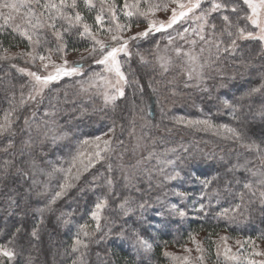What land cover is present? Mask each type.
<instances>
[{"label": "trees", "instance_id": "trees-1", "mask_svg": "<svg viewBox=\"0 0 264 264\" xmlns=\"http://www.w3.org/2000/svg\"><path fill=\"white\" fill-rule=\"evenodd\" d=\"M123 1L114 0L118 7L123 5ZM80 10L86 22L95 25V12L84 9L82 0ZM66 39L70 49L90 46L89 40L81 38L75 30ZM242 42L238 54L232 56L224 53L220 61L214 60L218 70L222 71L218 76L211 75L204 81L203 88L208 91H201L202 87L195 85L181 86L179 82L182 75L178 71L182 64L178 65L176 61L170 66V69L174 66L176 70L163 75L156 61H151L153 73H160L155 75V79L147 81L145 67L131 59L127 60L131 66L128 70L134 75H130L129 79H138L139 86L126 87V96L118 99L115 107L109 105L105 108L102 98L99 100L95 96L84 95L80 84L76 85V80L67 76L51 86L52 90L48 92L43 105L31 104L25 107L17 130L23 127L24 116H30L32 111L36 112V122L39 123L51 101L58 102L56 121L69 136L55 144L48 140L32 149L33 155L43 156V173L37 172L28 179L10 175L6 181L0 182V245L10 247L17 253L13 261L0 258L3 264H29V261L31 264H73L79 255L71 251L73 239L80 225L87 224L90 232L95 230L96 222L91 219L90 212L98 198L108 194L109 176L113 180L112 194L108 197V205L101 211V230L91 238H85L89 247L84 256V264H165L168 257L164 255L165 246L186 243L191 237L199 235H203L205 250L214 258L217 256L216 241L219 233L224 230L230 235L264 240V208L258 201L251 204L247 211L242 209L243 214L229 211L226 216L220 215L224 209L240 203L239 197L235 195L240 190L236 181L249 176L244 169L235 173H228L227 169L237 163L243 164L246 159H254V154L228 139V133L223 130L217 134L215 128L204 129L203 126L191 127L176 122L179 118L185 121L209 119L213 125H228L245 133L249 140L258 143L264 140V118L260 115L264 110V95L256 94L251 98L245 96L250 88L259 87L262 82L264 53L258 42ZM51 43L55 45L53 39ZM0 45L3 46L0 50L18 47L26 49L27 41L7 29L0 31ZM10 65L11 61H0V117L9 108L11 93L15 92L18 101L19 86L29 84V80ZM171 77L177 82L173 87L175 92H169L167 86L172 81ZM153 88L156 95H160V108L155 104L157 100ZM28 91L26 86L25 95ZM151 92L152 95L149 94ZM220 92L224 98L240 106L236 113L237 119L233 118L230 109H224L219 104L217 96ZM141 94L148 96L145 104L139 97ZM151 100L154 103L150 104ZM190 102L196 103L200 109L189 108ZM178 104V115L173 116L169 111L177 108ZM141 107L144 109L143 114L140 113ZM133 119L136 134L142 136L143 141L142 150L138 152L134 138L129 136ZM113 121L118 125L116 140L123 141V145L114 142L111 157L82 172L79 180L72 181L74 186L52 206L53 211H45L41 215L37 210L48 204L64 181L65 174L52 172V168L67 169L80 147L78 142L107 133ZM33 126L36 127V123ZM35 129L32 132L34 138L37 136ZM26 138V135H17L15 138L17 153L21 141ZM121 153H124L123 159ZM149 153L153 154L150 158ZM5 158L9 157L0 152V162ZM25 159H28L27 155ZM168 160L174 161V164H163ZM137 161H140L139 165ZM87 162L84 160L85 164ZM109 163L113 166L111 173L108 172ZM124 164L131 166V170L127 171L126 167L124 170ZM176 171L180 172L177 179H166ZM50 172L51 176L47 175ZM75 172L76 169H73V174ZM124 172L133 175L131 184L124 180ZM216 176L219 180L214 181L206 190L202 181ZM33 180L37 182L33 184ZM226 180L231 181L234 189L232 194L224 190ZM217 189L219 195L202 196V193H211ZM9 196L19 206H10ZM125 198L129 200L127 207L132 209L127 215L119 207ZM201 203L205 208L197 211ZM140 204H145V207L141 209ZM173 204L185 212L183 217L173 212ZM62 213L65 215L61 219ZM65 219L70 222L64 223ZM157 222L159 226L155 224ZM155 225L157 233L154 232L152 237L150 226ZM17 227L21 231L14 237ZM34 228H38V239L31 236ZM133 230L143 237L151 238L153 247L150 252H144L134 243Z\"/></svg>", "mask_w": 264, "mask_h": 264}, {"label": "snow or ice", "instance_id": "snow-or-ice-1", "mask_svg": "<svg viewBox=\"0 0 264 264\" xmlns=\"http://www.w3.org/2000/svg\"><path fill=\"white\" fill-rule=\"evenodd\" d=\"M81 0H0V31L11 29V32L27 41V47L18 53H10L9 49L3 48L0 53V61H14L17 58H24L26 63H35L38 59L40 61V68L48 74L43 75L40 71H30L27 68L18 67L15 63L10 66L16 68L22 74H26L31 78L28 85H20V98L17 101L15 92L11 93L9 97V108L4 111L3 116L0 117V152L6 157L0 162V182H4L10 175L19 176L24 179L34 177L37 172L43 173L44 169L41 164L45 163L43 156H35L32 149L37 144H43L51 140L53 144L68 137L69 133L63 131L57 124L56 116L58 114V102H49V108L43 113V119L36 122V112L32 111L30 116H24L23 127L17 130V125L20 121L22 110L31 104L43 105L44 92L49 86L63 77H72L83 75L84 63L69 61L65 58L68 54V43L66 36L72 33L73 30L81 38H86L91 41L88 48L84 49L87 55H81V61H86L88 58L96 65H102L101 72H92L88 80L81 82V91L86 92L91 88L98 90L103 87L105 91L98 92L102 95L104 107L109 105L115 107L116 101L126 96L125 89L131 85L139 86L138 79H129L133 73L124 70V64L127 60H131L134 53L132 51V42L148 38L153 33H166L167 29L172 28L181 20L192 19L197 22V27L184 28L183 32H178L177 36L185 40L192 47L185 50L181 46H176L174 52L177 57L181 58L183 63L181 65V72L187 77V81H196L195 86L199 87L205 80V68L211 67L214 61L204 59L203 53L208 50L211 52L212 48L216 50V60L220 59L221 54H234L240 47L242 41H258L262 46V53H264V0H209L210 7H202V0H159V2H152V0H125L124 5L119 11L123 13L126 18L125 22L121 23L118 16L117 5L114 0H82L84 9L89 12H95L94 21L95 28L92 24L86 22L85 16L80 10ZM170 5H175L171 7ZM177 8L179 11H177ZM6 10V11H5ZM171 11V16L165 21L155 19L157 11ZM143 18L147 22V27L143 31L136 32L131 35L133 24L139 25V19ZM218 17L219 24L214 22ZM137 18V19H133ZM59 24V26H58ZM54 38L55 47L51 46L48 39V34ZM107 33V39H101L103 34ZM189 35H195L198 40L203 42L199 52H195L194 48L197 40L188 39ZM225 37L227 39H225ZM168 44L173 45L175 37L167 36ZM3 46L0 45V48ZM44 49V54L39 49ZM159 48V42H157ZM72 51H79V49H72ZM53 55L59 56L62 63H56L53 60ZM135 55L140 56L141 63H147L144 56L139 52ZM121 57H126L127 60L122 61ZM158 66L161 69V75L167 73L172 64V60L167 56H157ZM54 71H49V67ZM107 74V75H106ZM7 75V73L5 74ZM187 81L185 86H189ZM261 84L259 87H252L245 94L247 98H251L256 94L264 95V72L261 73ZM87 85V87H85ZM29 88L27 95L24 93L25 87ZM142 91V88L140 89ZM208 91L207 88L203 89ZM219 104L224 109H230L231 115L237 119L236 113L240 110V106L233 103L227 98H218ZM144 109L140 108V113L143 114ZM264 118V110L260 112ZM141 115V119H143ZM177 123H184L187 126L199 127L204 129L215 128L217 134L223 130L228 133L227 138L233 140L240 147L247 152L254 154V159H246L243 164L237 163L227 169L228 173H235L239 169H244L249 176L236 181V186L240 188L235 195L239 197L240 203L234 205L230 209H224L220 215L226 216L229 211L233 213H242L248 210V207L259 202L264 208V140L259 143L255 140L246 138L245 133L231 128L228 125H213L211 120H183L179 118ZM33 123H36L37 136L32 135ZM132 127L129 130V136L137 139L139 147V140L142 137L136 136L135 120L131 121ZM116 121H113L112 127L104 136H96L93 138H85L79 141V148L67 169L63 167H53L52 172H63L64 181L59 185V190L55 192L54 196L49 200L44 208L37 211L41 215L45 211H53V205L56 201L62 198L68 189L74 185L73 180H79L82 172L94 167L97 162L108 160L114 152V142L123 145V141L116 140ZM122 128V125L120 126ZM17 135H26L27 138L21 141L19 152L15 151V138ZM6 141V142H5ZM85 146H91L93 151L81 150ZM26 150H28L26 152ZM127 148H125V152ZM28 157L26 160L25 157ZM124 153H121L123 159ZM149 153V158L152 156ZM87 158V164L84 163L83 158ZM257 161L259 162L257 164ZM167 164H174V161L168 160ZM27 164V167H25ZM140 161H137V165ZM79 165V166H78ZM134 167V166H133ZM73 169L76 172L73 174ZM14 170V171H13ZM113 171L111 163L108 164V172ZM51 172L47 175L51 176ZM180 176V172L176 171L173 175L166 177L168 180H175ZM124 180L131 184L133 175L128 172L123 173ZM95 179V178H94ZM219 180V177H212L202 181L204 188L207 190L214 183ZM37 181L33 180V184ZM109 186L108 194L98 198L94 204L93 210L90 212L91 219L96 222L94 231H88V225L83 224L79 226V231L73 239L71 251L79 253L73 264H84V256L89 247L88 240L96 232L101 230L100 220L101 211L108 205V197L112 194L113 180L109 176L107 179ZM225 191L232 194L234 189L231 181H225ZM183 195V194H181ZM203 195H219V190H214L211 193L205 192ZM8 201L10 206H19L17 201L9 196ZM128 198H125L123 203L119 205L124 210L125 215L132 209L128 208ZM139 207L143 209L145 204H140ZM173 212H178L181 217L185 212L178 209L175 204L172 206ZM205 205L200 204L197 211H203ZM65 214H61V219ZM70 221L65 219L64 223ZM20 227H17L13 236L19 234ZM135 238L134 243L139 246L144 252H150L153 245L148 242L139 232L133 230L132 233ZM33 238H39L38 228H34L31 232ZM225 239V238H221ZM239 243V241L237 242ZM85 250V251H82ZM186 251H190L186 249ZM197 251H203L197 245ZM227 249L225 254L227 255ZM255 255L264 256V252H255ZM16 251L10 247L0 245V258H7L8 261H13L16 258ZM165 256H171V253L165 252ZM229 259H237L235 256L228 257ZM173 259H179L173 257ZM185 262L188 257L183 258ZM202 262L203 256L198 257ZM0 264L3 261L0 260ZM31 264V261H29ZM249 264H257L256 261H249ZM264 264V261L259 262Z\"/></svg>", "mask_w": 264, "mask_h": 264}, {"label": "rangeland", "instance_id": "rangeland-1", "mask_svg": "<svg viewBox=\"0 0 264 264\" xmlns=\"http://www.w3.org/2000/svg\"><path fill=\"white\" fill-rule=\"evenodd\" d=\"M125 0L123 1V5H124ZM132 0H129V3H131ZM152 2H159V0H152ZM184 2H187V0H184ZM123 5L121 7L117 6L118 9V16H119V20L121 23L125 22L126 18L123 16V13L121 11H119V9H121L123 7ZM171 7H175V5H170V9ZM202 7L204 8H208L210 7V3L209 0H202ZM6 11V10H5ZM177 11H179V9L177 8ZM171 16V11H157L155 13V19L157 20H161V21H167L169 19V17ZM134 20L137 18H133ZM139 19V25L137 26V24H133L132 27V31L131 33H127V35H131L134 34L136 32L139 31H143L146 27H147V22L141 17L138 18ZM218 17L215 19L214 22L218 23ZM1 22H3L1 20ZM59 26V24H58ZM95 28V25H93ZM197 27V22H195L192 19H187V20H181L179 21L177 24H174L172 26V28L167 29L166 33H153L152 35H150L148 38L145 39H141L138 41H134L132 42V51L134 53L133 57L131 58L132 60H137L139 62V64L143 65L145 67L146 73H147V81H151L152 79H155V75L157 76L158 74L153 73L154 69H151V65L153 64L151 61H156L157 65V56H167L170 57L172 60V64L176 62H178V65H181L183 63L182 59L177 57L175 52H174V48L176 46H181L183 47L185 50H188L190 47H192L189 43H186L185 40L180 39L177 36L178 32H183L184 28H189L190 30L192 28ZM171 35L172 37H175V41L173 45H169L168 44V39L167 36ZM107 33L103 34L101 36V39H107ZM48 39L51 40L50 42H52V39L54 40V38L51 36V34H48ZM188 39L190 40H197V44L195 45V52H199L200 47L204 46L203 42L198 40V37H196L195 35H189ZM157 42H159V48H157ZM258 42V41H256ZM88 43L91 44V41L89 40ZM241 43V42H239ZM242 43H245L244 41ZM259 43V42H258ZM260 44V43H259ZM52 47H55V45H53L51 43ZM206 47V46H204ZM88 48V47H86ZM86 48H82L79 49V51H72V49L68 48V54L65 57L68 61L69 64H72L73 62H81V55H87L86 53H84V49ZM21 50H24V48L22 47H18L16 49L13 50H9L10 53H18ZM1 52H3V49L0 50ZM40 52L44 53V49L41 48L39 49ZM139 52L141 55L144 56L145 60L148 63H141L140 61V56L135 55V53ZM153 52V55H152ZM239 53V48L238 50L233 54L236 55ZM47 54V53H44ZM216 54V50L215 48L211 49V52H209L208 50H206L203 53V58L204 59H210L211 61L216 60L215 57ZM224 54V53H223ZM222 54V56H223ZM232 55V54H231ZM232 55V56H233ZM150 57V58H149ZM89 59V60H88ZM86 61H82V63H85V67L83 69V75H77V76H72L74 80H76V85L80 84V88H81V82L88 80V77L91 75L92 72H101L103 66L102 65H96L92 62L91 58H88ZM122 61L127 60L126 57H121ZM149 59V61H148ZM151 59V60H150ZM155 59V60H154ZM53 60L56 63H62V61L60 60L59 56L57 55H53ZM220 61V59H219ZM226 61V60H225ZM233 61V60H232ZM15 63L18 67H23V68H27L30 71H40L41 74L46 75L48 74L47 72L43 71L40 68V61L37 59L35 61V63H26L24 58H17L14 61H11V64ZM150 63V64H149ZM233 63V62H232ZM171 64V65H172ZM129 61H127V63L124 64V70L126 72L130 73V70H128L129 68H131V66H129ZM217 64L214 62L211 64V67H206L205 68V80L206 81L208 78H210L209 76H218L219 74H221L220 72L222 71V69L218 70L219 68L216 66ZM127 67V68H126ZM158 67V70L161 71V69ZM217 67V68H216ZM173 66L169 71H173L176 70V68ZM245 68V67H244ZM262 68H264V64H261V70ZM15 70H17L16 68H14ZM180 71H178V73H180V75H182L180 78V82L179 84L181 86H185V82L187 81V77L181 72V66H180ZM233 69V67L231 68ZM149 70V71H148ZM49 71H54L53 68H51V66L49 67ZM19 72V71H18ZM223 72L225 73V69L223 70ZM20 73V72H19ZM172 74V72H170ZM22 74V73H21ZM27 80H29V82L31 81V78L28 77L26 74H23ZM107 75V74H106ZM184 75V76H183ZM227 74H224V76H226ZM62 79V78H61ZM159 80V79H158ZM171 83H168V87H169V92H175L176 89H174L173 87H175V84L177 82L172 79L171 77ZM59 81L53 82L48 89L45 90L44 92V97H46L48 95V92L51 89V86L54 85L55 83H57ZM188 83V87L194 86L196 84V81H187ZM85 87H87V85H85ZM200 87H202L201 91H204L203 89V83L200 84ZM246 87H248V85H246ZM185 88V87H184ZM52 90V89H51ZM56 91V90H53ZM105 91V89L103 87H101L99 90L97 88H91L86 92H82L81 93H85L84 95H88L90 97H97L99 100L102 98V95L98 94V92H103ZM200 91V92H201ZM134 93V92H133ZM153 93L155 95V99L158 101H156V105L158 106V108H160V95H156V93L154 92V88H153ZM152 92L149 94H153ZM164 94V93H163ZM142 96H139L140 99L144 102V104L147 102V100H145V98H147L148 96H144L143 94H141ZM217 95V94H216ZM94 97V98H95ZM135 97V96H134ZM138 97V98H139ZM219 98H224L223 95L218 94ZM137 98V100H138ZM103 100V98H102ZM154 103L153 100L150 101ZM195 102V101H194ZM159 104V105H158ZM190 106L189 108H193V109H197L199 110L200 108H198V105L196 103L193 104V102L189 103ZM34 106V104H32ZM177 105V103H176ZM192 105V107H191ZM257 107H259V103L257 104ZM178 109H179V104L177 108H173L169 111L170 114H172L173 116H177L178 114ZM258 109V108H257ZM252 110V109H250ZM174 113V114H173ZM253 120V119H252ZM32 128L35 129L36 127H34L32 125ZM143 133V132H142ZM141 133V134H142ZM69 136V135H68ZM100 136H104V134L100 135ZM137 137H142L136 134ZM137 139L134 138V143L135 146L137 145ZM143 141L142 139L139 140V147H135V149L138 151L142 150V144ZM84 151L89 152V151H93L91 146H85L84 149H82ZM63 151H65V149H63ZM58 157V156H57ZM85 161L87 160V158H83ZM140 159V158H139ZM160 164V163H159ZM163 164H166L163 163ZM137 166V165H135ZM168 166V164H167ZM122 167V166H121ZM126 167L127 171L131 170V166H126V164H124L123 169ZM133 167V166H132ZM124 169V170H126ZM215 174V173H214ZM213 174V175H214ZM177 206V205H176ZM178 208V207H177ZM103 214H105L103 212ZM102 215V214H101ZM102 217V216H101ZM229 218V217H227ZM166 223V222H165ZM157 226H159V222L155 223ZM150 226V231H152V233H150V235H152L153 237V233L156 232L157 233V226ZM159 228V227H158ZM149 232V231H148ZM155 237V235H154ZM225 238V239H221V238ZM146 240H148L149 243L152 244V240L150 237H144ZM203 235H199V236H195V237H191V239H189V241H187L186 243H182V244H172V245H167L164 247L165 252L171 253V256L167 257V260L165 262V264H249V261H256L257 264H259V262L264 261V256H260V255H255V252H264V240H260L257 238H243L241 235L239 236H234V235H230V233H228L227 231H221L219 233L218 239L216 241V247H217V256L212 258L209 256L208 252L205 250L204 247V242L202 241ZM239 241V243H237ZM197 245L200 246V248L203 250L201 251H197ZM186 249L190 250V251H186ZM227 251V255L225 254ZM203 256V261L201 262L198 257ZM231 256H235L237 257V259H229L228 257ZM173 257H177L179 259H173ZM184 257H188V261L185 262L184 261ZM1 260V259H0Z\"/></svg>", "mask_w": 264, "mask_h": 264}]
</instances>
